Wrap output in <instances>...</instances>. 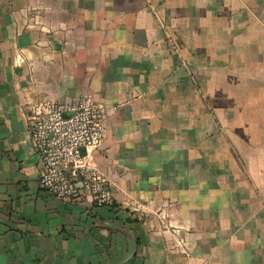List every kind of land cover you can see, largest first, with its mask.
I'll use <instances>...</instances> for the list:
<instances>
[{
	"label": "crops",
	"instance_id": "1",
	"mask_svg": "<svg viewBox=\"0 0 264 264\" xmlns=\"http://www.w3.org/2000/svg\"><path fill=\"white\" fill-rule=\"evenodd\" d=\"M86 94L113 207L49 195L30 145ZM0 264H264V0H0Z\"/></svg>",
	"mask_w": 264,
	"mask_h": 264
},
{
	"label": "built area",
	"instance_id": "2",
	"mask_svg": "<svg viewBox=\"0 0 264 264\" xmlns=\"http://www.w3.org/2000/svg\"><path fill=\"white\" fill-rule=\"evenodd\" d=\"M109 116L108 107L90 94L30 107L29 140L41 162L45 192L68 203L86 200L97 208L116 204L109 180L92 159L105 140ZM136 218L143 220L142 215Z\"/></svg>",
	"mask_w": 264,
	"mask_h": 264
}]
</instances>
